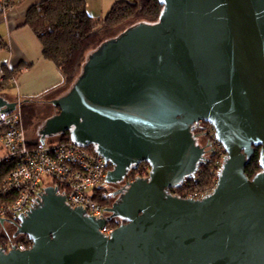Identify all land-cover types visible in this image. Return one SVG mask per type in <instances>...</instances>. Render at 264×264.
I'll return each mask as SVG.
<instances>
[{
	"label": "water",
	"instance_id": "1",
	"mask_svg": "<svg viewBox=\"0 0 264 264\" xmlns=\"http://www.w3.org/2000/svg\"><path fill=\"white\" fill-rule=\"evenodd\" d=\"M158 22L137 23L89 53L58 113L38 136L68 134L112 166L116 184L147 163L107 211L111 236L49 188L16 223L32 241L0 264H264V0H158ZM16 103L0 95V110ZM215 129L226 156L200 201L170 191L204 160L194 134ZM259 148L260 171L246 166ZM5 223L0 219V224Z\"/></svg>",
	"mask_w": 264,
	"mask_h": 264
},
{
	"label": "built area",
	"instance_id": "2",
	"mask_svg": "<svg viewBox=\"0 0 264 264\" xmlns=\"http://www.w3.org/2000/svg\"><path fill=\"white\" fill-rule=\"evenodd\" d=\"M5 69H9L8 65L0 66V95ZM13 102L16 103L13 109L0 110V219L17 221L52 188L65 197L70 207L81 208L94 219L106 220L100 233L111 236L115 228L108 219L107 209L119 192L107 182L110 164L91 146L40 137L30 140L24 123V102L19 98ZM201 137L208 144L202 164L216 167L215 181L210 190L191 192L184 199L200 201L212 193L225 160L226 153L215 139L214 127L210 125ZM150 171L149 164L143 163L129 178V183L148 178ZM30 248L16 238L0 237V252H24Z\"/></svg>",
	"mask_w": 264,
	"mask_h": 264
},
{
	"label": "trees",
	"instance_id": "3",
	"mask_svg": "<svg viewBox=\"0 0 264 264\" xmlns=\"http://www.w3.org/2000/svg\"><path fill=\"white\" fill-rule=\"evenodd\" d=\"M1 1L3 10L7 11L23 0ZM162 9L158 0L123 1L114 4L104 18H93L86 10L85 0H45L28 10L25 25L39 39L43 47V57L53 62L61 73L63 77L61 86L67 92L78 77L89 53L111 39L110 35L127 24L133 26L140 22L149 24L158 22ZM2 46L0 42V49ZM17 72V70L5 69L2 89L16 78ZM23 115L25 126L31 131L39 122L36 106L30 101L25 102ZM203 127L196 125L194 134H201ZM57 139L69 141V136L64 134ZM259 171V148H257L245 172L252 179ZM215 173L216 167L202 164L193 178L173 190L182 198L189 191L210 190L215 181ZM112 225L116 229L117 224L112 222Z\"/></svg>",
	"mask_w": 264,
	"mask_h": 264
},
{
	"label": "crops",
	"instance_id": "4",
	"mask_svg": "<svg viewBox=\"0 0 264 264\" xmlns=\"http://www.w3.org/2000/svg\"><path fill=\"white\" fill-rule=\"evenodd\" d=\"M43 1L23 0L7 11L0 3V42L3 44L0 66L8 65L9 69L18 71L16 78L7 85L10 93H6V87L1 95L9 102L18 98L33 102L38 111L41 105L52 104L66 92L61 86V73L53 62L43 57L39 39L25 25L28 10ZM26 131L30 140L36 139L27 128Z\"/></svg>",
	"mask_w": 264,
	"mask_h": 264
},
{
	"label": "rangeland",
	"instance_id": "5",
	"mask_svg": "<svg viewBox=\"0 0 264 264\" xmlns=\"http://www.w3.org/2000/svg\"><path fill=\"white\" fill-rule=\"evenodd\" d=\"M85 1H86V10H87L88 14L93 18H104L110 12V10L114 6V4H116L118 2H123V1L134 2V0H85ZM128 27H130V24H127V25L121 27L117 32H115L114 34H112L110 36L112 38L116 37L118 34L124 32ZM110 36H108V37H110ZM5 91H6V93H10L8 87L6 88ZM5 91H3V92H5ZM24 103H25V101H24ZM32 104H33V102H32ZM36 109L38 112L39 122L36 124V126H34L31 129V134L35 138H37V136H38V132H37L38 126L42 122H44L45 120L53 117L55 114L58 113V109H56L52 104L44 103L43 105H41L40 111H38L37 107H36ZM209 127H210V125H209ZM209 127H208V129H209ZM208 129H204L203 132H201V133H204ZM47 138L49 141L52 139L59 141V139H57V137H47ZM202 140H203V138H202ZM191 192H195V191H191ZM191 192L189 191L187 194H190Z\"/></svg>",
	"mask_w": 264,
	"mask_h": 264
},
{
	"label": "flooded vegetation",
	"instance_id": "6",
	"mask_svg": "<svg viewBox=\"0 0 264 264\" xmlns=\"http://www.w3.org/2000/svg\"><path fill=\"white\" fill-rule=\"evenodd\" d=\"M198 126H204L203 129H208L209 125L204 123V122H200L197 124ZM196 139H197V143L204 149V156L207 154L208 152V144L207 141L201 137V134H195ZM203 138V140H202ZM112 171V166H109V172ZM136 171V169H132L129 171L127 178H125L123 181L118 182L116 184H111L109 183L111 186H113L114 188L118 189V194L117 196L114 198L113 202H112V206L116 203H118V201L120 200L121 197V193L123 192V190L127 187V184L129 183V178L132 176V173ZM172 194H176L174 190L170 191ZM111 206V207H112ZM111 217V213H108V218ZM112 222H114L115 224H117V226H120L122 224L125 223V221L121 218H117V217H113L111 219ZM17 226L16 223H12V222H5L3 224H0V237H8V238H16L22 242H24L25 244L32 246V241L25 235H17Z\"/></svg>",
	"mask_w": 264,
	"mask_h": 264
}]
</instances>
